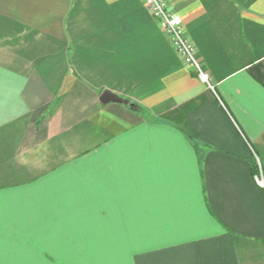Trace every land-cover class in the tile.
I'll use <instances>...</instances> for the list:
<instances>
[{
    "label": "crops",
    "instance_id": "1",
    "mask_svg": "<svg viewBox=\"0 0 264 264\" xmlns=\"http://www.w3.org/2000/svg\"><path fill=\"white\" fill-rule=\"evenodd\" d=\"M163 2L214 92L142 0H0V264H264V0Z\"/></svg>",
    "mask_w": 264,
    "mask_h": 264
},
{
    "label": "built area",
    "instance_id": "2",
    "mask_svg": "<svg viewBox=\"0 0 264 264\" xmlns=\"http://www.w3.org/2000/svg\"><path fill=\"white\" fill-rule=\"evenodd\" d=\"M142 3L157 21L162 32L168 38L184 65L196 76L199 83L214 92V83L211 81L202 63L196 57L194 46L185 34L180 17L166 10L163 0H142ZM254 182L258 187H264V180L260 170L258 174L254 175Z\"/></svg>",
    "mask_w": 264,
    "mask_h": 264
},
{
    "label": "water",
    "instance_id": "3",
    "mask_svg": "<svg viewBox=\"0 0 264 264\" xmlns=\"http://www.w3.org/2000/svg\"><path fill=\"white\" fill-rule=\"evenodd\" d=\"M100 100L102 102H106V101H115V102H123V103H127V100H123L121 98H119L118 96L108 92V91H104L101 96H100ZM130 107H132V104H130Z\"/></svg>",
    "mask_w": 264,
    "mask_h": 264
}]
</instances>
